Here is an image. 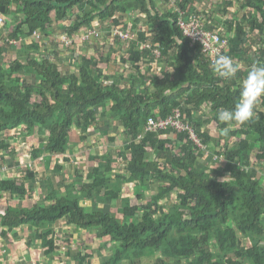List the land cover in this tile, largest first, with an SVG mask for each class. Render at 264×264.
<instances>
[{"label":"trees","instance_id":"obj_1","mask_svg":"<svg viewBox=\"0 0 264 264\" xmlns=\"http://www.w3.org/2000/svg\"><path fill=\"white\" fill-rule=\"evenodd\" d=\"M123 1L0 0V14L7 18L6 25L13 27V36H29L49 26L52 13L57 20H65L72 9L84 11L73 25L72 29H77L94 11L102 17L114 15L118 8L124 7L121 6ZM135 1V9L147 11L153 28L160 29L155 39L164 46V55L175 59L177 72L153 77L161 88L159 93L134 95L132 90L122 89L117 84L104 85L90 69H84L81 77L64 74L50 59L39 60L32 53L25 59L13 61L6 70L2 63L10 44L4 38L0 44L2 158H11L15 150L1 136L20 125H25L29 132H33L36 126L50 132L48 136L40 137V147L34 149V158L44 150L49 155L66 153L71 131L77 128L82 138L88 139V129L99 127L96 109L112 101L115 104L111 109L122 115L124 126L135 140L149 117L166 118L173 107L179 106L185 123L194 130L202 145L193 140L189 128L179 131L170 126L158 132L150 131L142 140L135 142L134 149L130 144L127 146L131 154L127 173L117 174L116 185L106 186L108 177L104 174L93 175L90 182L79 180L81 189L88 192L89 198L108 202L121 199V179L136 182L147 174L149 179L144 181L145 187L150 189L157 183V191L151 195L148 206L133 207L138 210L134 221L120 219L116 213L104 212L99 207L89 210L69 192L54 205L37 204L25 209L20 204L17 208H9L0 219V236L3 239L15 228L28 226L33 234L30 242L41 241L48 260L52 259L49 264H53L58 250L53 225L59 219L67 218L68 223L74 224L81 233L86 234L95 228L98 229L97 237H110L111 241L117 242L111 255L98 264H121L124 259H128V264H141L145 259H150L149 264H264V183L259 177L260 170L249 158L251 151L258 149L264 162V98L255 106L254 116L249 121L219 122L218 110L232 109L238 102L239 83L247 70L239 68L233 78L221 84L222 79L213 75L206 59L194 61L192 54L200 46L182 35L175 18L168 20L165 26L162 15L158 12L151 15L147 0ZM150 1L155 11L154 2ZM243 3L248 8L239 21L238 34L232 39L228 55L237 54L242 58L240 45L246 39L244 27L249 26L251 31L259 32L260 41L256 43L259 44L256 48L258 61L253 60L251 65L264 63V0H244ZM87 5L92 9L85 14ZM170 25L173 31L168 30ZM173 32L182 41L171 35ZM240 62L235 64L239 66ZM27 72L32 74V78L25 77ZM178 87L179 91L165 94L166 88L174 90ZM186 91L188 94L183 105L180 98ZM36 95L38 101L34 100ZM209 101L212 116L209 118L210 126L206 127L202 124L205 119L198 116V112ZM214 137H219L216 138L218 144L228 137L236 141L231 147L227 142L223 150L220 148L216 152L218 165H210L211 175H207L201 168L200 158ZM105 170H110V166L106 165ZM220 174L228 176L219 177ZM34 176L35 172L29 171L25 179L27 181ZM5 191L18 195L22 200L29 193L27 183L16 179L1 180L0 195ZM181 206L187 208L188 213ZM16 235L19 238V234ZM247 240L251 242L250 246L246 245ZM71 252L69 250L67 254L71 255ZM93 253L80 250L74 259L80 264H92L88 259L94 256Z\"/></svg>","mask_w":264,"mask_h":264},{"label":"crops","instance_id":"obj_2","mask_svg":"<svg viewBox=\"0 0 264 264\" xmlns=\"http://www.w3.org/2000/svg\"><path fill=\"white\" fill-rule=\"evenodd\" d=\"M243 1L244 0L240 3L239 8L236 9V13L235 9H233L234 4H236L235 0H220V2L216 4L217 6H213L214 3L208 2L207 0H153L155 11L151 8V1L147 0L151 15L154 16L157 12L162 15V17H164L163 20L165 26L167 25L168 20L172 21L174 18L177 22L180 18L187 19L190 14L199 16L205 23L206 27L221 32L224 35V38L228 40V50L225 55H228L232 49V39L238 34L237 28L239 21L242 20L243 14L248 8L245 7ZM229 2L233 3L229 4ZM135 5V0H125L121 3V6H124V9L118 8L116 13L112 16L107 15L102 17L94 11L91 16H87V21L80 25L77 29H72L73 25L78 22L79 17L84 15V11H79L78 9H72L69 13V18L65 20H57L55 13H52V21L50 25L41 28V30L35 31L37 34L34 32L29 36L25 34L13 36L11 34L13 27H11L5 33L7 34L5 39L8 40L10 45L8 46L6 58H4V62L2 63L3 68L6 70L9 69L10 63L18 58L25 59L29 53H32L35 55L36 59H50L64 74H77L81 77L84 69H90L104 85L117 84L122 89L132 90L134 95H141L144 93L147 95H154L157 92L159 93L161 88L157 85L153 77H163L165 73H176V61L175 59H170L164 55V46L160 41L155 39V37L160 34V29L153 28L150 14H148L147 11L144 12L140 8L135 9ZM91 9V5H87L85 8V14H88ZM117 28L130 32L132 37L128 40H123L115 33V29ZM168 30L173 31V26L170 25ZM244 30L246 39L240 45V48L243 50L241 53L243 54L242 58L237 56V54L236 56L230 57L233 59L234 63L241 61L239 68L248 71L253 60L256 62L258 61V51L256 48H258L259 44L256 45V43H260V41L257 36L259 33L258 31H251L249 26H245ZM3 33L4 31L1 32L2 35ZM142 33L144 34V37H142ZM171 35L176 36L178 41H182L181 38L174 32ZM64 37L71 39L72 44L66 45ZM12 40H16V43H11ZM147 42L152 44L151 48L145 47ZM35 45L37 47H35ZM157 50L160 52V55L156 53ZM193 53L194 54L192 55L194 61L202 58L206 59L210 65V71L214 76H216L211 69V57L206 53H203L200 47H198ZM253 55H255V57ZM170 56L172 57V53ZM25 77L32 78V74L27 72ZM227 80L222 79L221 84H225ZM179 90L180 88L178 87L174 90L166 88L164 91H166L165 94H171L169 91L177 92ZM187 94L188 91L184 92L183 96L180 98V100H183V105ZM34 100H39L37 95L34 97ZM114 104L115 102L112 101L110 104L100 106L96 109V116L98 118L97 126L99 127L91 126L87 131L88 138L90 137L92 130L94 132H100L101 135L97 136L96 140L99 141L101 146L97 145L96 147H90L84 142L86 139L82 138L81 132V141H73L72 133L77 130V128H74L70 134V142L66 153L49 155V152L44 150L41 154H38L37 158H34V149L40 147V137H45L50 134L48 130H45L40 126H36L33 132H29L25 125H20L6 131L1 138L13 131L15 132L20 130L22 136L35 134V138H37L38 141H32L31 144L29 140H25V142L29 143V159L33 161V163L26 159L24 160L25 155L23 152H20V148L14 144L15 142L9 143L8 141L10 147L15 150V152L13 153V156L10 155L11 158L8 159H3V152H0L2 164L9 166L7 171L3 170L2 166H0V183L3 179L25 181L29 191L27 195L34 198L31 192H36L35 195H38L41 191L38 196L41 198L43 197V199L40 198L41 202H36L31 206H26L24 203L27 195H25L22 200L18 195L9 191L2 192L0 195V205L5 204L6 206L4 208H0L1 217L6 214V211L9 210V208H17L20 204L25 209L37 204H57L58 201L68 195L69 192L72 194L73 198L79 199L80 205L87 206L89 210H94L95 207H99L104 212L116 213L117 217L123 220L129 219L130 214H138V210L133 207H141L143 205L148 206L149 204H147L146 201L149 195L147 194H149L152 190L151 188L148 189L145 187L144 184V181L149 179L147 174L136 182L127 181L126 178L121 179V199H114L108 202H100L98 200L94 201L89 198V194L86 190L81 189V182L79 180H82L83 182H90L92 181V176L95 174H104L107 176L108 182L106 183V186L109 188L113 184L116 185L118 178L117 174L123 175L127 173V165L131 158V154L130 151L127 150V146L130 144L131 149H134L135 142L137 140H142L147 133L152 131L147 129L146 125H142V132L135 140L133 136L129 135L127 127L124 126L122 115L111 109ZM211 106L212 104L209 101L203 109L198 112V116L200 113L204 114L207 112L208 117H211ZM178 108L181 107H173L172 113H174V111ZM208 123L207 126L209 127L211 123ZM92 127L93 129H91ZM211 127L213 129V126ZM94 140L95 139L92 141ZM92 141H88V143ZM75 159L77 160L75 161L76 165H73V160ZM86 161H92L93 163L89 164V169L84 171V168L88 166ZM121 164L124 165L123 169L117 168L118 166H121ZM66 165L68 169L70 168V173H68L69 179H67L68 181L64 180V170ZM106 165L110 166V170H105ZM10 166L15 167V169H12ZM29 171L35 172V176L26 181ZM55 176L58 180L55 179ZM70 178L73 179L70 180ZM70 184H72V190L69 188ZM101 195H103V191L101 192ZM127 208H130V210ZM89 210L88 212H91ZM130 220L134 221L135 219L130 218ZM63 221L67 224V226L69 225L72 228V230H68L67 228L62 227L65 237H67V233L72 235L71 237H67L70 245H73L75 242H81L84 244L80 250H85L87 252L93 251L95 253V249L90 244H97L101 239L109 242L106 243V245L112 243L111 245H115V248L117 246V242L111 241L110 237H97L96 235L98 229L95 228L93 230L97 232L95 233V237L91 240L88 233L93 230L87 232L86 234L81 233L76 230L74 224L68 223L67 218L59 219L53 225L56 229L57 245L59 242L62 244V241L66 240L59 237V231L61 229H59L58 226L62 224ZM26 228L28 229L29 227L22 226L21 228H15L7 237L3 239L0 236V252L4 251L5 255H7L6 259L2 260L5 261V263L8 261V264H10L9 261L16 262L18 260L16 264H23L24 259L26 261L31 260L26 249L27 246L23 244V239H25V242L27 239L26 237L23 238V232L19 231V229L24 231ZM1 230L2 227L0 223V233ZM29 232L30 241L33 234L30 230ZM16 233L19 234V238H17ZM40 243L41 241H36L34 243L29 242V249H31L33 254L38 255L39 259H49V257H46L47 255H45ZM64 247L65 245L62 246V249ZM79 251L71 252L72 257L69 259L70 262H68V264H80L74 259V256L78 255ZM112 252L106 254L103 260L108 258ZM92 257L88 259V261L91 260L92 264H94ZM51 260H49V262ZM124 262H128V259H124Z\"/></svg>","mask_w":264,"mask_h":264},{"label":"rangeland","instance_id":"obj_3","mask_svg":"<svg viewBox=\"0 0 264 264\" xmlns=\"http://www.w3.org/2000/svg\"><path fill=\"white\" fill-rule=\"evenodd\" d=\"M208 2H213L214 4H213V6H215L217 3H219L220 2V0H207ZM235 2H236V4H234V6H233V9H235V11H236V9H238L239 8V6H240V3L242 2V0H235ZM217 6V5H216ZM248 7V6H247ZM12 9H15V6L14 5H12ZM236 13H237V11H236ZM235 13V14H236ZM233 14V13H232ZM6 23H8V21L6 20ZM6 23H4L2 26H4V27H0V34H1V32H3L4 31V33H3V35L1 34L0 35V44H2V42H3V40L2 39H4L5 37H7V34H5L8 30H9V28H11V27H9L8 25H6ZM254 57H255V55H253ZM200 116H202L204 119H205V121L204 122H202V124L204 125V126H207V123H208V121H209V118L210 117H208V115H207V112H205L204 114H202V113H200ZM231 128L233 127L232 125H229ZM91 129H93V127L91 128ZM48 134V133H47ZM101 134H100V132L99 131H97V132H94L93 130H92V133L90 134V137L88 138V139H86L84 142L86 143V144H88L90 147H96L97 145H99V146H101V144L99 143V141L98 140H96L97 139V136H100ZM80 136H81V133L80 132H78V130H75V131H73V133H72V139H73V141H75V142H80L81 141V139H80ZM5 138H7V142L9 141V143H13V142H15L14 144H16L17 146H19V148H20V152L22 153H24V155H25V157H24V160L26 159V160H28V161H31L30 159H29V153H28V151H29V149L30 148H28V146H29V143L28 142H25V140H29V142L31 143L32 141H38V139L37 138H35V134L34 135H29V134H27V135H23L22 136V134H21V131L20 130H17V131H13L12 133H10V134H8V135H5ZM214 138H219V137H214ZM238 138H241V135L238 137ZM93 139H95L94 141H92ZM6 140V139H5ZM88 141H92V142H90V143H88ZM236 140L235 139H229V137L227 138V140L226 139H222L221 140V142H220V144H218V140H216V139H214L212 142H210L209 143V145H207L205 148H206V150L204 151V156H202L201 158H200V164H202V169L204 168L205 169V171H206V174L207 175H211V167H210V165L212 166V167H214V166H217L218 165V162L216 161V159H217V155H216V152L218 151V150H220V148L222 149V148H224V146L226 145V143L227 142H230L229 143V146L231 147V146H233V144H234V142H235ZM32 144V143H31ZM242 148L244 149V147L242 146ZM245 149H246V147H245ZM254 149V148H253ZM223 150V149H222ZM257 153H258V155H257ZM261 154V152H259L258 151V149H254L253 151H251V154H250V156H249V158H251L252 159V163L254 164V166L257 168V169H259L260 170V180H262L263 181V183H264V162H263V160H261L260 158V156H262V155H260ZM87 160V159H86ZM74 162H73V165H76V162L75 161H77L76 159L75 160H73ZM32 163H33V161H31ZM222 162V161H221ZM220 162V163H221ZM86 163L88 164V166L86 167V168H84V171H86V170H88L89 169V167H90V165L89 164H92L93 162L92 161H89V162H87L86 161ZM83 165V164H82ZM118 166V165H117ZM11 167V166H10ZM92 167V166H91ZM123 167H124V165L123 164H121V166H118L117 168H119V169H123ZM12 169H15V167H11ZM70 171V168L68 169L67 168V165H66V168H65V170H64V175H65V178H64V180H67V179H69L68 178V173H70L69 172ZM203 171V170H202ZM121 172H124V171H121ZM72 175H74V174H72ZM227 176L228 175H223V174H220L219 175V177H224V178H227ZM55 179H57L58 180V178L55 176ZM73 178H70V180H72ZM69 180V181H70ZM68 181V180H67ZM153 187V188H152ZM151 187V192L149 193V194H147V195H149L148 197H147V204H150V201H148V200H150V195L153 193V192H155V191H157V189H156V184H154L153 186ZM127 192V191H126ZM32 193V195L34 196V198H32V197H30L29 195H27L26 197H25V203H24V205H26V206H31L32 204H34V203H36V202H41V199H43V197L41 198L40 196H38V195H40V193H41V191L38 193V195L36 194L35 195V193L36 192H31ZM173 197V199H176V197L175 196H172ZM41 198V199H40ZM6 205L5 204H2V205H0V208H4ZM178 206H180V205H178ZM182 207V206H181ZM182 208H184V210L188 213V209L187 208H185V207H182ZM114 210H116V209H114ZM0 217H1V215H0ZM131 219H136L137 218V216H136V214L134 213L133 215L132 214H130V216H129ZM62 223V222H61ZM229 224H232V222H230ZM67 224H65L64 223V221H63V223L62 224H60L58 227H59V229H61L60 231H59V237H62L63 239H66V240H63L62 241V244H60V242L58 243V250H57V254H56V256H55V258L53 259V264H68V262H70V258L72 257L70 254H67V251H69V250H71L72 252H78L79 250H80V248L84 245V244H82L81 242H75V243H73V245H70V242L68 241V238L67 237H71L72 235L70 234V233H67V237H65V234H64V232L62 231V227H65V228H67L68 230H72V228H71V226H67ZM27 229V228H26ZM22 230V229H19V231H21V232H23L22 233V237L23 238H25L26 237V239H27V241L25 242V239H23L24 241H23V244H25L27 247H26V249H27V251H28V254L30 255L29 257H30V259L31 260H28V261H26L25 259H24V261H23V264H49V260H48V258L47 259H44V260H42V259H39V257H38V255H35V254H33L32 253V251H31V249H29V230L27 229V230ZM97 231H92V232H89L88 234V236H89V238L92 240V238L93 237H95V233H96ZM28 234V235H27ZM106 243H109V242H106V240H103V239H101V240H99L98 241V243L97 244H90L94 249H95V253H94V256L92 257L93 258V263L94 264H98L99 262H101L102 260H103V258L105 257V255L106 254H108V253H110V252H112V250L115 248V245H111V244H108V245H106ZM63 245H65V247L62 249V246ZM246 245L247 246H250L251 245V242L249 241V240H247L246 241ZM104 255V256H103ZM43 256V255H42ZM6 257H7V255H5V252L4 251H1L0 252V264L2 263V264H4L5 263V261H2L3 259H6ZM28 257V258H29ZM47 257V256H46ZM27 258V259H28ZM41 258H43V257H41ZM18 261V260H17ZM16 261V262H17ZM91 261V260H90ZM153 260H151V262H152ZM173 261V260H172ZM171 261V262H172ZM16 262H13V261H9V263L10 264H16ZM148 262H150V259H145V261H144V263L142 262L141 264H149ZM6 263L8 264V261H6ZM5 263V264H6ZM121 264H128V262H122Z\"/></svg>","mask_w":264,"mask_h":264},{"label":"built area","instance_id":"obj_4","mask_svg":"<svg viewBox=\"0 0 264 264\" xmlns=\"http://www.w3.org/2000/svg\"><path fill=\"white\" fill-rule=\"evenodd\" d=\"M6 17L0 14V26L6 23ZM179 28L181 29L183 35L192 41V44H199L200 49L203 53H206L211 57L213 61L218 54H225L228 50V40L224 38V35L215 30L206 27L205 23L201 18L195 14H190L187 19L180 18L177 21ZM115 33L119 35L123 40H128L132 37L130 32L121 29H115ZM37 34V32H35ZM64 42L66 45L72 44V40L64 37ZM11 43H16V40H12ZM146 48H151L152 44L147 42L145 44ZM156 53L160 55L157 50ZM170 126H174L177 130L182 131L183 129L189 128V125L185 123V118L182 114L181 108L174 111L172 115L166 118L159 117H149L146 122V128L155 132L166 129ZM0 166L2 169L7 171L9 166L2 164L0 158Z\"/></svg>","mask_w":264,"mask_h":264},{"label":"clouds","instance_id":"obj_5","mask_svg":"<svg viewBox=\"0 0 264 264\" xmlns=\"http://www.w3.org/2000/svg\"><path fill=\"white\" fill-rule=\"evenodd\" d=\"M211 69L216 76L227 80L236 75L239 66L230 56L218 54L211 63ZM261 98H264V63H254L240 80L238 102L232 109H219L218 121L222 123L249 121L254 116L255 106ZM190 133L193 140L202 145L193 129H190Z\"/></svg>","mask_w":264,"mask_h":264}]
</instances>
